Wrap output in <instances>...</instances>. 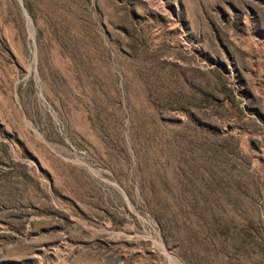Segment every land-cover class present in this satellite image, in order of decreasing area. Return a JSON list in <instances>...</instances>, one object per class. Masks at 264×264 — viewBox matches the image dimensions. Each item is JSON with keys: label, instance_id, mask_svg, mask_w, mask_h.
Listing matches in <instances>:
<instances>
[{"label": "rangeland", "instance_id": "rangeland-1", "mask_svg": "<svg viewBox=\"0 0 264 264\" xmlns=\"http://www.w3.org/2000/svg\"><path fill=\"white\" fill-rule=\"evenodd\" d=\"M0 264H264V0H0Z\"/></svg>", "mask_w": 264, "mask_h": 264}]
</instances>
